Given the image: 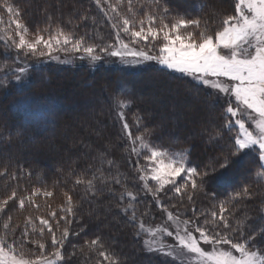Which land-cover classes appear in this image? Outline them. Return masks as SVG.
Wrapping results in <instances>:
<instances>
[{
	"label": "snow or ice",
	"instance_id": "snow-or-ice-1",
	"mask_svg": "<svg viewBox=\"0 0 264 264\" xmlns=\"http://www.w3.org/2000/svg\"><path fill=\"white\" fill-rule=\"evenodd\" d=\"M93 2L111 27L112 39L99 44L87 33L78 34V25L65 28L49 22L30 29L12 0H0V46L6 59L15 52L16 65H0V86L7 87L9 78L24 83L31 59L68 64L72 56L96 66L105 57L117 58L109 61L121 66L116 71L154 62L161 70L190 78L197 91L210 90L206 92L209 97L223 100V122L210 134L209 143L227 135V148L222 158L199 168L189 163V150L173 151L154 144L149 138L151 130L141 131L142 117L134 115L129 124L126 110L132 101L126 81H118L110 99L135 175L130 178L101 153L90 174L69 171L73 186L62 191L63 203L53 208L50 201L58 185L49 187L37 176L39 184L29 188L22 181L31 178L30 171L10 161L0 163L4 178L0 181V264H67L78 253L83 264H122L121 257L99 236L66 252L70 236L79 235L72 228L81 205L73 196L77 186H83L85 197L95 198L106 190L116 198L120 213L137 229L135 235L145 237L144 250L160 257L162 264H264V216L260 217L262 226L253 230L247 213L235 215L242 201L264 196V0H234V12L218 22L199 15L207 7L204 0H195L196 15L174 13L164 0ZM82 20H91L94 26L98 23L96 17L87 15ZM93 31L103 40L95 27ZM234 156L258 158V169L251 183L220 199L215 191L207 190L209 178L228 169ZM226 176L221 173V178ZM141 193L150 196L151 203L142 200ZM200 194L211 200L197 209ZM141 203H146L143 212ZM153 204L162 214L161 221L146 224L144 217L151 215ZM186 204L192 205L191 216L180 211ZM17 211L24 214L23 221L16 219ZM260 212L264 213V201Z\"/></svg>",
	"mask_w": 264,
	"mask_h": 264
},
{
	"label": "trees",
	"instance_id": "trees-1",
	"mask_svg": "<svg viewBox=\"0 0 264 264\" xmlns=\"http://www.w3.org/2000/svg\"><path fill=\"white\" fill-rule=\"evenodd\" d=\"M12 2L21 10L22 19L30 29L42 28L49 22L59 23L65 28L78 25L75 29L78 34L87 33L92 42L99 44L112 39L111 27L102 18L93 0H12ZM204 2L207 7L199 15L205 19H214L218 22L223 15L234 12V0ZM164 3L174 13L196 15L193 6H181L176 0H164ZM84 15L96 17L98 23L94 26L91 20L83 21ZM4 19L7 21V14H4ZM70 19L73 24L68 23ZM216 26L218 24L213 25ZM94 27L103 36V40L97 37L96 31H93ZM14 58L15 55L10 53L6 59L3 47L0 46V65L7 63L16 66L13 63ZM28 63L29 75L24 83H17L9 78L7 87L0 86V150L22 151L15 159L8 156L0 158V163L10 161L13 166H22L26 172L30 171L31 178L25 177L22 181L29 188L39 184L37 176L49 187L58 185L54 188V196L50 201L53 208L63 203L62 191L73 186L74 181L68 179L69 171L90 174L95 170L98 163L96 157L101 153H105L106 158L113 160L119 170L130 178L135 175L132 165L128 162V153L125 151L127 142L120 139L121 130L110 99L116 94L118 81H126L128 98L132 101L130 108L126 110L129 124H132L134 115L142 117L141 131L143 128L150 129L149 138L154 144L173 151L189 150V163L199 168L206 166L210 160L222 158L223 150L227 148V135L219 142L209 143L210 134L221 128L223 122V100L216 101L215 97H209L206 92L210 90L197 91L190 78L168 73L161 70L158 65L116 71L119 66L105 64L94 68L86 63L73 66L38 64L34 59ZM150 78L154 80V86L148 84ZM76 86L80 90H76ZM166 86L175 92L169 90L171 94L164 93L163 88ZM61 95L64 103H68L69 100L78 103L76 109L68 103L70 104L68 112L53 110L59 106V101H62L58 100L57 103L54 98L60 99ZM146 95H149V99L145 97ZM191 99L201 104L196 106L195 111L187 113L184 105ZM169 104L173 108V113L167 108ZM183 115L189 119L188 129L182 127ZM24 125H27L28 129L23 133ZM132 131L135 133L136 129L133 128ZM27 144L33 150L27 149ZM23 148L26 150L24 153ZM131 159L135 161L136 158ZM231 160L228 169L218 170L209 178L207 190L215 191L220 199H223L228 191L251 183L259 165L258 158L252 156H234ZM240 166H244L247 176L239 175ZM107 171L105 166V172ZM221 173H227V176L221 178ZM3 179L0 177V181ZM222 182L226 184L225 188H222ZM128 183L131 186V179ZM114 187L119 189L118 185ZM255 190L259 192V189ZM73 196L74 199L81 200L76 221L72 224V228L79 232V235L70 236V242L66 244L67 253H72L73 246L79 247L85 239L99 236L121 257L122 264H162L160 259L154 258L144 250V236L135 235L137 229L129 225L127 218L120 213L118 200L106 190L97 197L90 198L84 196L83 186H77ZM141 199L151 203L150 196L141 193ZM210 200L211 197L200 194L195 206L197 209L206 207ZM262 201L264 196L260 195L242 201L235 213L236 217L247 213L251 217L248 224L254 226L253 230L258 229L262 226L260 217L264 216V213L260 212ZM139 207L143 212L146 203H141ZM191 209L192 205L186 204L180 211L191 216ZM159 216L161 213L153 204L151 215L144 219L150 221L155 217L156 220ZM16 219L23 221L24 214L17 211ZM259 239L257 237V241ZM83 259L78 253L71 257L67 264H83Z\"/></svg>",
	"mask_w": 264,
	"mask_h": 264
},
{
	"label": "rangeland",
	"instance_id": "rangeland-1",
	"mask_svg": "<svg viewBox=\"0 0 264 264\" xmlns=\"http://www.w3.org/2000/svg\"><path fill=\"white\" fill-rule=\"evenodd\" d=\"M177 1V3L179 4V5H181V6H190V7H192L193 6V4H194V2H195V0H176ZM14 55H15V52H12ZM60 55V58L61 59H65V57H64V55L63 54H59ZM68 59L71 61V63H68V64H60V63H57L56 61H45V62H40V61H38V60H36V59H34L35 61H36V63H45V64H48V63H54V64H59V65H65V66H73V65H79V64H82V63H86V64H88V65H90V66H92V67H97V66H99V65H102V64H105V65H108V66H119V67H121L118 63H110L109 61H116V59L117 58H108V57H105V59L104 60H102L101 62H99V64H97L96 66H93V65H91L87 60H84V61H81V60H79V59H76V58H74V57H72V56H69L68 57ZM146 65H156L154 62H149V63H147V64H145V65H141V66H138V67H136V68H132V69H130V70H134V69H138V68H141V67H143V66H146ZM127 69H129V68H127ZM107 78H109V80H110V77L109 76H107ZM28 79V77H26L25 78V80H27ZM63 80H65V78L63 79ZM153 82H154V80H152L151 78L148 80V84H151V86H154L153 85ZM117 84V83H116ZM76 88V90H80V88L79 87H75ZM75 88L73 89L74 91H75ZM151 90H152V88H151ZM150 90V91H151ZM163 92L165 93H167V94H171V92L169 91V90H171V89H169L167 86L166 87H164L163 88ZM171 91H173V92H175L173 89L171 90ZM89 93H90V91H88ZM174 94V93H173ZM51 96H53L52 94H51ZM57 96V95H56ZM60 97V96H59ZM146 98H148L149 97V95H146L145 96ZM155 98V97H154ZM54 99H56L57 100V103H58V100H62V101H59L60 103H59V106L56 108L55 107V109H53V110H58V111H62V112H68V109H69V105L71 104V107L73 108V109H76V106L78 105V103H72V101H68V103H70V104H68V103H64V101H63V99L64 98H62V95H61V97H60V99L58 98V97H55ZM53 99V100H54ZM149 99V98H148ZM175 99V98H174ZM56 100H54V101H56ZM72 100V99H71ZM97 104V106H98V103H96ZM168 104V103H167ZM167 104H166V106H167ZM201 103L200 102H198L197 103V101H195L194 99H191L190 100V102L189 103H185V105H184V103L183 104H181L180 103V105H184L185 107H186V111H187V113L189 112V113H191L190 111H195L196 110V106H198V105H200ZM204 104V103H203ZM179 106V105H178ZM170 106V104L168 105V107L167 108H169V111L170 112H172L173 113V108ZM185 107H184V109H185ZM56 110V111H57ZM57 111V112H58ZM85 115V114H84ZM185 115H183V117H184ZM84 117H86V115L84 116ZM85 119V118H84ZM184 122H183V125H182V127L183 126H185L187 129H188V127H189V123H188V120L189 119H187V118H185L184 117ZM116 121H117V123L119 124V127H120V130H121V126H120V123L118 122V120H117V118H116ZM198 127V126H197ZM28 129V126L27 125H24V127H23V129H22V132L24 133L26 130ZM53 136V135H52ZM127 142V141H126ZM22 148V147H21ZM27 149H30V150H33L32 148H31V146H29V144H27ZM10 152H8V151H6V150H4V149H1L0 150V158H3V157H5V156H8L9 158L10 157H12V158H17V157H19V153H22V151L21 150H19V149H17V150H9ZM24 151H26V150H24V148H23V153H24ZM28 151V150H27ZM27 154V153H26ZM50 167V166H49ZM238 173H239V175H241L242 177H244V176H247L248 174L246 173V170H245V168H244V166H240L239 167V169H238ZM232 177V176H231ZM221 185V184H220ZM222 188H225V186H226V184L224 183V182H222ZM229 186V185H228ZM161 216H162V214H161ZM161 216H159L158 217V219H156V220H154V219H150V221L149 220H145L144 219V221H145V223L146 224H148V223H152V224H156V223H160V221H161ZM144 239H145V237H144ZM168 242L169 243H173V241L171 240V238H168ZM153 256H154V258H157V259H160L161 260V258L160 257H158V256H156L155 254H152Z\"/></svg>",
	"mask_w": 264,
	"mask_h": 264
}]
</instances>
